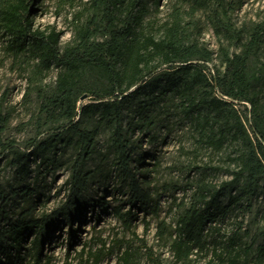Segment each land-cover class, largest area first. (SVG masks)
Returning a JSON list of instances; mask_svg holds the SVG:
<instances>
[{"label": "trees", "instance_id": "trees-1", "mask_svg": "<svg viewBox=\"0 0 264 264\" xmlns=\"http://www.w3.org/2000/svg\"><path fill=\"white\" fill-rule=\"evenodd\" d=\"M247 1L192 4L188 14L207 11L214 31L226 42L219 48L224 69L211 72L213 50L192 38L189 22L177 6L156 35L145 27L149 13L145 0H90L89 14L75 25L72 40L62 45L60 32L36 25L40 0H0V36L6 38L7 50L35 61L37 76L52 68L58 71L53 86L36 87L35 135L24 146L16 140L0 142V165L6 161L16 177L5 187L0 173V264H50L48 237L61 224L68 246L75 244L79 230L75 222L94 207L109 204L105 196L99 200L90 196L100 177L113 181L123 197L112 214L125 229H131L141 213L159 217L160 196L151 187L148 170L136 165L144 158L136 156L130 135L149 134L156 124V106L167 101L214 147L236 141L238 169L218 186L198 184L190 201L179 203L175 224L159 220L157 233L169 242L171 262L166 263L143 238L123 250L119 245L120 262L186 264L205 250L208 233L239 209L243 220L227 237L229 253L218 264H264V226L251 241L244 240L251 230L243 229L246 211L264 181V18L240 26L233 20ZM232 46L239 50L231 51ZM83 95L91 101L81 99ZM237 104L251 106L250 128ZM129 111L134 117L126 126ZM6 123L0 118V137ZM105 130L110 167L90 168ZM63 167L69 172L65 197L46 210L43 183ZM32 174L33 184L26 183ZM101 251L82 261L100 264Z\"/></svg>", "mask_w": 264, "mask_h": 264}, {"label": "rangeland", "instance_id": "rangeland-1", "mask_svg": "<svg viewBox=\"0 0 264 264\" xmlns=\"http://www.w3.org/2000/svg\"><path fill=\"white\" fill-rule=\"evenodd\" d=\"M195 0H145L149 13L145 19L147 32L160 34L162 24L170 17L174 7L181 8L185 21L189 22V34L197 38L208 48L213 50L214 58L209 63L211 72L223 70L224 65L219 57V48L226 44L223 38L214 31L208 12L199 10L195 15L188 14ZM90 0H40L36 16V25L43 29H55L61 33V44H68L74 33L75 25L84 20L89 14ZM264 18V0H248L242 9L236 11L233 20L240 26ZM193 22L195 26H193ZM6 38L0 36V118L6 123V128L0 137L1 141L16 140L23 144L36 133L33 117L37 113L39 100L36 94L37 86H53L57 80V69L37 76L36 62L27 57H15L6 48ZM239 50L236 46L231 51ZM144 98V95H139ZM91 101V97L84 99ZM136 98L133 104L137 101ZM155 107V106H154ZM250 105L237 104L243 120L250 128L248 108ZM156 124L149 129V134L136 131L130 135L136 149V156L143 157L142 163L137 166L146 168L151 182V187L159 198V217L152 214L146 217L141 213L131 229H125L122 222L113 214L114 206L121 203L122 195L115 191L113 181H99L90 191V196L99 200L105 196L109 202L105 208L94 207L86 216L75 222L79 228L76 243L71 247L67 244V232L64 224L51 233L48 237L46 252L52 256L50 264H84L82 258L88 254L102 249L103 259L100 264H122L120 262L119 245L127 244L136 246L140 239H146L148 245L153 246L156 253L160 254L166 263L171 262L172 255L163 237L158 235L159 220H166L168 224H175L176 211L183 200L190 201L198 184L202 182L209 187L218 186L225 180H230L232 172L237 170L236 156L240 145L236 141L228 140L222 148H216L200 138L198 128L194 122L182 114H178L171 103L161 102L156 106ZM134 113L129 111L125 115L124 124L127 126L132 121ZM108 130L103 131L98 138L99 152L89 167L106 163L109 143ZM1 151V146H0ZM34 168V163H33ZM1 183L7 187L15 182L14 168L2 161L0 165ZM33 176L26 179V183L33 184ZM69 172L65 167L50 174L43 183L46 201L42 208L49 210L61 203L67 190L66 184ZM127 207V206H126ZM235 214L229 215L225 221L218 223L219 229L208 233V243L204 251L196 253L186 264H218L220 257L226 258L227 237L237 228L242 219L237 209ZM146 221L149 227L146 229ZM264 226V181L253 199V205L246 211L243 229L249 228V233L244 234V240L251 241ZM84 250V251H83ZM248 264H256L254 261Z\"/></svg>", "mask_w": 264, "mask_h": 264}, {"label": "water", "instance_id": "water-1", "mask_svg": "<svg viewBox=\"0 0 264 264\" xmlns=\"http://www.w3.org/2000/svg\"><path fill=\"white\" fill-rule=\"evenodd\" d=\"M86 98V95H83L81 99H85Z\"/></svg>", "mask_w": 264, "mask_h": 264}]
</instances>
